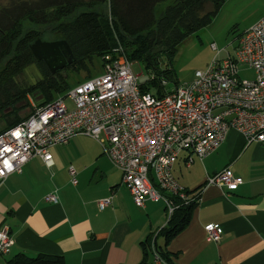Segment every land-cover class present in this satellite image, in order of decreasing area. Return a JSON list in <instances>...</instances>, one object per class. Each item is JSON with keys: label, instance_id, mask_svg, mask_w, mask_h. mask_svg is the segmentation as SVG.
Instances as JSON below:
<instances>
[{"label": "built area", "instance_id": "built-area-1", "mask_svg": "<svg viewBox=\"0 0 264 264\" xmlns=\"http://www.w3.org/2000/svg\"><path fill=\"white\" fill-rule=\"evenodd\" d=\"M211 48L215 55L192 81L163 90L162 96L142 90L153 78L135 75L118 46L103 56L101 75L43 106L28 98L32 108L28 118L0 133V186L33 158L50 167V150L81 135L101 145L134 204L142 208L148 201L162 202L167 221L181 206L197 204L203 187L236 190L242 180L224 169L207 176L202 189L188 191L173 175V167L182 152L188 153L187 166L193 155L200 160L208 157L230 130L239 132L246 144H264V15L241 34L232 53L220 57L221 50L215 44ZM243 67L252 69L254 78L242 79ZM166 84L161 80L160 88ZM69 174L75 185L72 166ZM45 201L58 199L49 194ZM111 202L112 196L103 198L98 206L102 210ZM205 231L207 241H220V226L210 224ZM12 243L2 229L0 255H8ZM153 252L154 261H162Z\"/></svg>", "mask_w": 264, "mask_h": 264}, {"label": "crops", "instance_id": "crops-1", "mask_svg": "<svg viewBox=\"0 0 264 264\" xmlns=\"http://www.w3.org/2000/svg\"><path fill=\"white\" fill-rule=\"evenodd\" d=\"M238 10L248 18L243 33L264 15V0L247 1ZM50 153V167L33 158L0 186V231L6 229L13 241L9 254L0 255V264L17 254L63 256L65 264H138L140 244L167 222L164 205L148 201L137 207L120 171L88 137L77 135ZM187 156L179 155L173 175L188 191L202 189L207 176L224 169L242 183L234 191L203 187L189 223L166 247L170 264H264V144H246L239 132L230 130L208 157L193 155L187 166ZM70 166L76 171L75 185ZM49 194L58 202H46ZM110 196L111 204L101 210L98 201ZM210 224L223 231L218 243L206 239Z\"/></svg>", "mask_w": 264, "mask_h": 264}, {"label": "trees", "instance_id": "trees-1", "mask_svg": "<svg viewBox=\"0 0 264 264\" xmlns=\"http://www.w3.org/2000/svg\"><path fill=\"white\" fill-rule=\"evenodd\" d=\"M163 1L20 0L2 8L0 64H4L0 69V118L5 120V127L0 133L28 118L32 111L28 95L34 97L38 106L50 103L57 95H64L71 89L66 70L87 69V62H91L94 56L102 59L118 46L130 62H143L152 69V86L161 89L163 79L175 83L172 68L160 69L161 59L171 65L178 46L187 37L207 27L226 0H174L156 19L155 7ZM26 22L37 25L59 22L57 29L72 50V63L52 74L43 61L36 60L30 45L41 39V33L23 31ZM33 63L38 66L41 78L29 87L20 86L15 77ZM149 89L148 85L142 87L143 91ZM162 93L157 92L158 96ZM26 110L28 112L21 116ZM196 206V203L181 206L156 235L150 234L140 244L142 259L138 264H152L153 250L164 263L170 264L166 247L187 226ZM158 236L163 238V246L158 245ZM5 264H65V260L58 255L39 254L31 258L17 254Z\"/></svg>", "mask_w": 264, "mask_h": 264}, {"label": "rangeland", "instance_id": "rangeland-1", "mask_svg": "<svg viewBox=\"0 0 264 264\" xmlns=\"http://www.w3.org/2000/svg\"><path fill=\"white\" fill-rule=\"evenodd\" d=\"M16 1L20 0H0V10L4 7H8L9 4ZM173 1L174 0H165L159 3L155 7V18H159L164 9ZM247 1L250 3H255L257 1L259 2L260 0H226L224 5L220 8V12L218 13L217 17L212 20V23L209 26L199 30L196 34L187 37L178 46L172 58L171 65H168L166 59H161L160 69L164 70L166 68H172L176 76V82L174 83L165 79L167 84L164 89H159V87L152 86L150 83H147L150 88L149 92L153 94H157L158 91L163 92V90L169 92L174 89L175 84L182 85L192 81L195 72L204 69L215 55V52L212 50L210 45L212 42H215L217 49L221 50L219 55L220 57H224L226 53H232L235 46L237 45L239 37L242 34L243 23H245V20H248V18L245 17L246 15L243 16L244 14L239 12L238 7L244 6ZM239 15L240 17H238ZM58 24L59 22L37 25L26 22L24 24L23 31L37 30L41 33L40 38L43 41L63 40V37L57 29ZM230 42L234 44L231 45ZM3 64L4 63L0 64V69ZM131 68L135 75L149 76L150 78L154 77L152 69L147 68L143 62L132 61ZM251 71H240L241 78L251 79L249 78L253 76ZM102 73V59L100 57L94 56L91 62H87V69H80L78 71L70 69L66 70L67 82L68 85L73 88L78 84L85 82L88 79V76L95 77L101 75ZM40 78L41 74L39 68L36 63H33L26 67L20 74H18L15 77V81L22 87H29L34 85ZM28 98L31 99L33 105L38 106V102L33 96L28 95L27 99ZM66 103L69 107H71L70 100H67ZM27 112L28 110L21 112V116H24ZM4 127L5 120L0 118V131H2ZM94 141L98 144L96 140ZM157 205H163V203L159 202ZM159 243H161V245L164 243L162 237L158 238V244ZM151 258L152 257H150V260ZM3 259L8 260L10 259V256H5Z\"/></svg>", "mask_w": 264, "mask_h": 264}, {"label": "water", "instance_id": "water-1", "mask_svg": "<svg viewBox=\"0 0 264 264\" xmlns=\"http://www.w3.org/2000/svg\"><path fill=\"white\" fill-rule=\"evenodd\" d=\"M30 50L34 58L43 61L52 74L65 69L74 59L72 50L65 40L36 39L30 45Z\"/></svg>", "mask_w": 264, "mask_h": 264}, {"label": "flooded vegetation", "instance_id": "flooded-vegetation-1", "mask_svg": "<svg viewBox=\"0 0 264 264\" xmlns=\"http://www.w3.org/2000/svg\"><path fill=\"white\" fill-rule=\"evenodd\" d=\"M10 5H11V4H9V6H8V7H10Z\"/></svg>", "mask_w": 264, "mask_h": 264}]
</instances>
